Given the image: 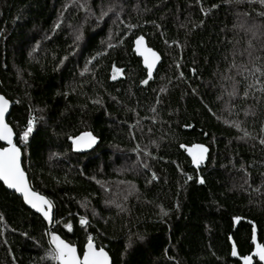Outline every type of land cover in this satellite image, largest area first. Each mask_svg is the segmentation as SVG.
<instances>
[{
	"label": "trees",
	"instance_id": "trees-1",
	"mask_svg": "<svg viewBox=\"0 0 264 264\" xmlns=\"http://www.w3.org/2000/svg\"><path fill=\"white\" fill-rule=\"evenodd\" d=\"M260 13L259 0H0L7 122L54 208L50 228L0 182V264H53L50 230L80 254L92 236L112 264H241L231 242L250 255L253 225L264 243ZM141 36L161 56L152 79L133 49ZM82 132L98 143L74 153ZM197 144L199 168L186 151Z\"/></svg>",
	"mask_w": 264,
	"mask_h": 264
},
{
	"label": "snow or ice",
	"instance_id": "snow-or-ice-1",
	"mask_svg": "<svg viewBox=\"0 0 264 264\" xmlns=\"http://www.w3.org/2000/svg\"><path fill=\"white\" fill-rule=\"evenodd\" d=\"M237 3L242 2V0H236ZM249 3H254L256 0H248ZM261 5H264V0H259ZM112 9H109L111 11ZM108 12H102L101 19L104 16H107ZM259 15L264 16V13H260ZM56 28L60 27L58 23ZM129 27H132L129 25ZM77 40L81 39L80 35H77ZM136 48L135 52L143 57L144 67L147 70L148 78H152L153 69L156 66L157 61L160 57L157 55L155 51L151 48L144 46V37H138L135 41ZM109 47H112L110 44ZM35 50V49H34ZM65 60L67 57L64 58ZM95 59V57H93ZM63 60L61 64H63ZM91 63V61H88ZM259 76H264V70L257 69ZM83 75V73H81ZM259 76L256 77V83L259 86L256 90L264 93V81H261ZM113 78L115 79V70ZM147 80L142 81V83H147ZM252 88V85L248 86ZM163 90V89H162ZM248 91L245 90V97H247ZM17 103H19L17 101ZM10 100L6 98L4 95L0 94V141L4 142L0 144V182L3 183L8 189L14 190L15 193L20 194L23 197L24 203L29 205L32 209H34L37 213H40L44 220L48 221L50 224L52 223V201L47 199L45 196L38 194L37 192L32 190L31 185L29 184L26 172L22 167V148L18 146L16 142H14V130L10 126V124L6 121V113L9 110ZM155 111V109H153ZM36 119L33 116H29L26 121V127L19 135V141L23 142L26 146L29 140V136L33 133L34 127L36 126ZM239 128V125H235ZM261 131L264 132V126L261 127ZM249 133L247 131L244 132V137H248ZM72 141L74 150H82L84 148H90L93 144L96 143V137L90 132H82L80 135L75 137H69ZM261 144H264V139L260 140ZM184 147V145H181ZM188 155L191 157L192 164L197 168L200 167L202 163H204L206 159V154L208 149L202 145L197 144L193 145L186 149ZM145 155H150V153H145ZM147 167V165H145ZM153 179H156L155 174H153ZM192 176H188L187 180H192ZM198 183L204 184L205 180L200 178ZM114 203V202H110ZM117 208H120L121 205L116 204ZM167 215V213H164ZM95 215V213H94ZM240 218H236L239 221ZM3 220V217L0 216V221ZM82 227L89 226V220L85 217H80L79 221ZM69 230H71V225H66ZM22 235H27L26 233H22ZM49 236V244L50 250L47 254V258L53 261V264H111L110 257L108 252L104 247L96 246L94 242V238L92 236H88L87 242L83 248L82 256L77 254L76 246L65 242L58 234L55 232H48ZM142 239V238H141ZM252 244L255 246L254 251L251 255H241L239 256V260L242 261V264H253V259L258 258L262 264H264V243H257L256 237V228L253 225L252 227ZM131 240L129 241V247H131ZM231 256L237 257L238 251L237 247L234 244L231 250Z\"/></svg>",
	"mask_w": 264,
	"mask_h": 264
},
{
	"label": "water",
	"instance_id": "water-1",
	"mask_svg": "<svg viewBox=\"0 0 264 264\" xmlns=\"http://www.w3.org/2000/svg\"><path fill=\"white\" fill-rule=\"evenodd\" d=\"M136 41V40H135ZM134 46H133V49H134V52H135V48H136V44H135V42H134V44H133ZM144 46L145 47H148V48H150L147 44H146V42L144 41ZM152 49V48H151ZM153 50V49H152ZM153 51H155V50H153ZM156 52V51H155ZM157 53V52H156ZM135 55H136V57L137 58H139L140 60H141V63H142V66H143V68L146 70V68L144 67V62H143V57H141V56H139L136 52H135ZM157 55L160 57V59L157 61V63H156V66L154 67V69H153V74H152V78H153V75H154V73H155V71H156V69H157V67H158V65L161 63V56L157 53ZM146 72H147V70H146ZM147 76H148V74H147ZM151 78V79H152ZM10 111H11V102H10V106H9V110H8V112L6 113V121H7V119H8V116H9V114H10ZM81 134V133H80ZM80 134H78V135H80ZM77 135V136H78ZM13 139H14V142H15V134H14V137H13ZM69 141V143H70V145H71V150L74 152V153H80V154H83V153H87V152H89V151H91L92 149H94L95 148V146L97 145V143H98V140L96 139V143L95 144H93L92 145V147H90V148H84V149H82V150H79V151H77V150H74L73 149V145H72V141L69 139L68 140ZM4 142H2V141H0V144H3ZM207 155V154H206ZM23 158V156L21 157V159ZM27 175V174H26ZM27 178H28V176H27ZM28 181H29V179H28ZM1 184L3 185V183L1 182ZM29 184H30V182H29ZM31 185V184H30ZM4 186V185H3ZM5 187V189H7V190H9V191H12V192H14V190H12V189H8L6 186H4ZM32 187V186H31ZM32 190L33 191H35L33 188H32ZM36 192V191H35ZM15 193V192H14ZM38 193V192H37ZM19 197H21V201L24 203V201H23V197L20 195V194H18V193H16ZM39 194V193H38ZM41 195V194H40ZM44 196V195H43ZM47 198V197H46ZM24 205L28 208V209H30L32 212H34V213H36V214H38L39 216H41L42 218H43V216L40 214V213H37L34 209H32L29 205H27L26 203H24ZM54 217V208L52 207V223L50 224L48 221H46L45 220V222H46V224H47V226L48 227H50V228H52V225H53V218ZM44 219V218H43ZM49 232H54V231H52V230H50ZM56 233V232H55ZM57 234V233H56ZM60 236V235H59ZM61 237V236H60ZM62 238V237H61ZM63 240H65V239H63ZM65 242H67V243H69L68 241H66L65 240ZM71 244V243H70ZM72 245H74V244H72ZM233 245H234V243L233 242H231V246L233 247ZM75 246V245H74ZM255 247V246H254ZM77 248V247H76ZM232 250V249H231ZM254 251V248H253V250H252V252ZM252 252L250 253V255L252 254ZM77 254L79 255V256H82V254H83V252L80 254L79 253V250H78V248H77ZM110 257V256H109ZM232 258H234V259H237V260H239V256H237V257H233V256H231ZM254 259H256L258 262H260L259 261V259L258 258H255L254 257ZM254 259H253V263H254ZM110 261H111V259H110ZM240 261V260H239ZM240 263L242 264V261H240ZM262 263V262H261ZM112 264V263H111Z\"/></svg>",
	"mask_w": 264,
	"mask_h": 264
}]
</instances>
